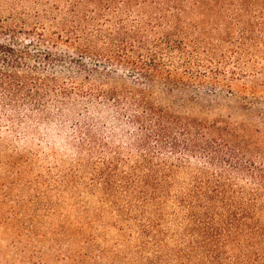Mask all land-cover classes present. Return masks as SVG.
Here are the masks:
<instances>
[{"label": "trees", "instance_id": "16d2710c", "mask_svg": "<svg viewBox=\"0 0 264 264\" xmlns=\"http://www.w3.org/2000/svg\"><path fill=\"white\" fill-rule=\"evenodd\" d=\"M87 12L70 4L51 19L54 30L0 23V113L16 127L21 113L69 124L90 163L89 190L127 198L123 207L184 210L192 239L176 259L219 264L242 231L263 237L260 130L248 121L258 103L231 86L264 88V0H119ZM217 86L233 96L234 112L199 107L197 92ZM180 172L187 182L173 195Z\"/></svg>", "mask_w": 264, "mask_h": 264}, {"label": "rangeland", "instance_id": "374dc122", "mask_svg": "<svg viewBox=\"0 0 264 264\" xmlns=\"http://www.w3.org/2000/svg\"><path fill=\"white\" fill-rule=\"evenodd\" d=\"M117 1L0 0V23L23 30L42 24L54 30L50 27L51 19L67 14L70 4L77 3V11L88 14L87 11L102 12L104 4L112 8ZM107 12L106 18L112 21ZM44 13L47 18L41 17ZM212 89L215 92L209 93L205 88L197 92L201 97L199 107L214 103L222 105L223 115L234 112L233 96L226 88ZM250 89L249 80L231 86L235 96L258 103L248 118L253 128L260 130L256 135L262 151L255 160L258 163L264 161V88ZM68 126L65 127L70 130V143L77 150L75 159L55 152L41 154L38 145L21 148L18 127L10 123L7 138H0V264H199V259L200 263L206 262L204 255L197 259L194 255L187 262L176 259L178 249L192 239L185 234L191 223L184 221L180 207H173L170 202L164 207H123L129 202L127 198L106 197L100 190H89L90 163L86 151L76 148L78 138ZM107 140L111 141L110 137ZM72 177L74 182L68 183ZM186 182L187 173L180 172L175 178L173 195L182 192ZM255 213L257 224L264 227V208ZM141 227H150V234H141ZM237 242L239 247L227 245L219 264H234L240 255L244 256L239 258L242 264H264V236L242 231Z\"/></svg>", "mask_w": 264, "mask_h": 264}, {"label": "clouds", "instance_id": "9594fccd", "mask_svg": "<svg viewBox=\"0 0 264 264\" xmlns=\"http://www.w3.org/2000/svg\"><path fill=\"white\" fill-rule=\"evenodd\" d=\"M12 113L9 112L8 115ZM23 122L19 123L18 136L20 137L18 144L21 148L39 147L41 154L55 152L67 159H75L77 150L70 143V130L67 127H61L58 123L53 122L48 126L39 125L36 120L29 119L24 113H21ZM0 138H7V128L9 122L7 116L0 113ZM115 133L116 143L126 146L129 142L128 136L121 128H112Z\"/></svg>", "mask_w": 264, "mask_h": 264}]
</instances>
